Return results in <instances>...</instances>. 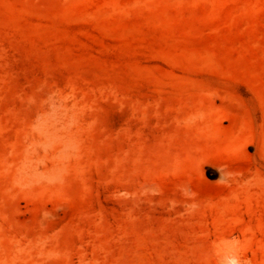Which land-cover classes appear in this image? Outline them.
Segmentation results:
<instances>
[{"label":"rangeland","instance_id":"rangeland-1","mask_svg":"<svg viewBox=\"0 0 264 264\" xmlns=\"http://www.w3.org/2000/svg\"><path fill=\"white\" fill-rule=\"evenodd\" d=\"M0 264H264V0H0Z\"/></svg>","mask_w":264,"mask_h":264}]
</instances>
